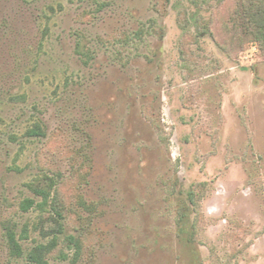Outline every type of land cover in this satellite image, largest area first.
I'll use <instances>...</instances> for the list:
<instances>
[{"label": "rangeland", "instance_id": "rangeland-1", "mask_svg": "<svg viewBox=\"0 0 264 264\" xmlns=\"http://www.w3.org/2000/svg\"><path fill=\"white\" fill-rule=\"evenodd\" d=\"M239 2L0 0V264H26L8 229L55 238L48 264H264V49Z\"/></svg>", "mask_w": 264, "mask_h": 264}, {"label": "trees", "instance_id": "trees-1", "mask_svg": "<svg viewBox=\"0 0 264 264\" xmlns=\"http://www.w3.org/2000/svg\"><path fill=\"white\" fill-rule=\"evenodd\" d=\"M229 21L233 24L234 28H239L243 33L250 37L260 48L264 49V0H240L238 7H235L230 14ZM31 135H40L41 130L38 125L29 131ZM34 193L41 197V202L34 203L31 199H25L20 203V208L24 211L28 210L33 205L43 207L50 198V190L52 184L35 183L30 185ZM192 190L189 191V197L193 198ZM50 201L51 209L56 217H63V205L56 200ZM57 225L58 231L60 224L53 219ZM8 252L11 256L23 257L25 255L26 264H48V257L51 252L56 248V241L53 238L50 243L36 245L24 252L19 239L12 229H8L6 233ZM68 243L75 246L78 250L79 241L73 236L68 237ZM61 259H65L66 255H60Z\"/></svg>", "mask_w": 264, "mask_h": 264}]
</instances>
